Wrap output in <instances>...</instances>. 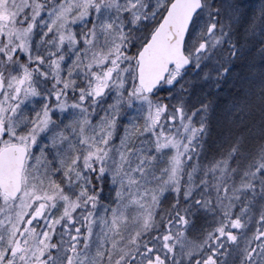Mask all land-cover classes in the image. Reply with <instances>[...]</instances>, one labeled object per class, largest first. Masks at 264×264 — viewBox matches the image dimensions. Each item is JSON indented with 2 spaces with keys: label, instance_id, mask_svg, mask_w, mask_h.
Listing matches in <instances>:
<instances>
[{
  "label": "snow or ice",
  "instance_id": "6c2138e0",
  "mask_svg": "<svg viewBox=\"0 0 264 264\" xmlns=\"http://www.w3.org/2000/svg\"><path fill=\"white\" fill-rule=\"evenodd\" d=\"M0 264H264V0H0Z\"/></svg>",
  "mask_w": 264,
  "mask_h": 264
}]
</instances>
